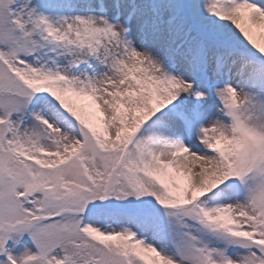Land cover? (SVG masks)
Here are the masks:
<instances>
[{
    "label": "snow or ice",
    "instance_id": "1",
    "mask_svg": "<svg viewBox=\"0 0 264 264\" xmlns=\"http://www.w3.org/2000/svg\"><path fill=\"white\" fill-rule=\"evenodd\" d=\"M0 264H264V0H0Z\"/></svg>",
    "mask_w": 264,
    "mask_h": 264
}]
</instances>
